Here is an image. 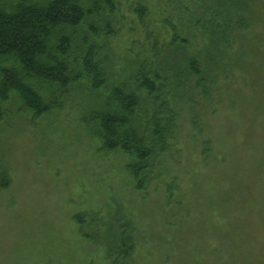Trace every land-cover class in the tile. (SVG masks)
I'll use <instances>...</instances> for the list:
<instances>
[{"label": "rangeland", "instance_id": "obj_1", "mask_svg": "<svg viewBox=\"0 0 264 264\" xmlns=\"http://www.w3.org/2000/svg\"><path fill=\"white\" fill-rule=\"evenodd\" d=\"M118 1L106 19L113 36L104 20L92 34L112 68L106 87H72L63 109L34 121L6 106L0 264H107L124 222L134 228L131 264H264V0H249L250 26L210 98L195 92L179 104L172 146L143 190L125 170L130 158L102 150L85 119L115 81L151 59L154 42L168 40V23H183L179 2L190 3ZM136 5L148 9L144 22L129 9Z\"/></svg>", "mask_w": 264, "mask_h": 264}, {"label": "trees", "instance_id": "obj_2", "mask_svg": "<svg viewBox=\"0 0 264 264\" xmlns=\"http://www.w3.org/2000/svg\"><path fill=\"white\" fill-rule=\"evenodd\" d=\"M118 2L0 0V124L13 117L8 105L15 106L17 115L39 120L63 109L62 99L72 87L84 85L97 94L108 85L112 68L105 54L99 55L92 34L99 37L97 24L104 20L106 37L113 36L106 19L116 16ZM189 3L179 2L177 18L184 21L178 27L168 23L169 38L154 42L151 59L141 60L128 77L115 81L101 107L85 119L102 150H119L130 158L125 170L137 190L152 181L156 162L172 146L179 104L192 102L195 92L201 99L210 98L225 73L229 50L250 26L249 0ZM129 9L144 22L145 5ZM8 177L0 165V187L9 185ZM75 219L82 222L79 216ZM133 235L131 223L124 222L107 264L133 262Z\"/></svg>", "mask_w": 264, "mask_h": 264}]
</instances>
